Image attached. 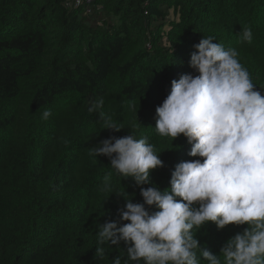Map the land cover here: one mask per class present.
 Returning <instances> with one entry per match:
<instances>
[{
	"label": "trees",
	"instance_id": "1",
	"mask_svg": "<svg viewBox=\"0 0 264 264\" xmlns=\"http://www.w3.org/2000/svg\"><path fill=\"white\" fill-rule=\"evenodd\" d=\"M67 1L0 0V264L127 258L123 243L95 256L96 237L125 199L143 203L140 188L113 174L112 191H101L110 161L89 150L112 136L147 137L164 166L144 187L169 189L175 167L197 158L183 136L157 135L155 110L173 80L195 74L190 57L203 36L236 48L264 88V0ZM244 27L251 44L239 42ZM99 98L120 132L104 130L99 113L88 111ZM246 227L209 223L197 233L200 248L219 255Z\"/></svg>",
	"mask_w": 264,
	"mask_h": 264
},
{
	"label": "clouds",
	"instance_id": "2",
	"mask_svg": "<svg viewBox=\"0 0 264 264\" xmlns=\"http://www.w3.org/2000/svg\"><path fill=\"white\" fill-rule=\"evenodd\" d=\"M238 39L251 44V28L244 27ZM193 47L189 66L195 74L173 80L155 110L157 135L171 142L183 136L191 145L188 155L197 158L175 167L169 189L144 187L151 172L164 166L147 137L112 136L89 150L110 161L101 191H112L114 174L131 178L143 199H125L119 218L99 227L95 256L104 257L105 245L126 247L127 258L117 255L112 264H264V88L256 87L236 48L211 36ZM103 104L99 98L88 111L99 113L104 130L120 132L101 111ZM51 114L45 109L41 118ZM153 207L157 211L150 213ZM209 223L217 230L247 227L215 255L201 250L197 239Z\"/></svg>",
	"mask_w": 264,
	"mask_h": 264
},
{
	"label": "built area",
	"instance_id": "3",
	"mask_svg": "<svg viewBox=\"0 0 264 264\" xmlns=\"http://www.w3.org/2000/svg\"><path fill=\"white\" fill-rule=\"evenodd\" d=\"M90 2V0H88V3ZM81 4V0H68L65 4L66 7L68 8H76Z\"/></svg>",
	"mask_w": 264,
	"mask_h": 264
}]
</instances>
